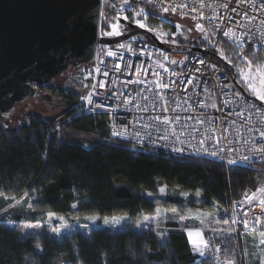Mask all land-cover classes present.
Returning a JSON list of instances; mask_svg holds the SVG:
<instances>
[{"label": "trees", "instance_id": "16d2710c", "mask_svg": "<svg viewBox=\"0 0 264 264\" xmlns=\"http://www.w3.org/2000/svg\"><path fill=\"white\" fill-rule=\"evenodd\" d=\"M122 8L128 7L115 0L103 2L101 30L110 32V18ZM130 10L145 14L151 23L161 21L164 13L142 4H134ZM168 23L164 26L172 32L180 30V34L176 38L156 37L169 49L210 44L207 37L192 44L189 29ZM144 40L152 43L147 37ZM217 44L218 50L207 51L206 56L225 68L245 92L235 65L242 59L264 61V52L250 45L236 51L223 41ZM230 61L234 66L228 64ZM60 84L53 94L61 102L56 116L21 114L11 127L12 118L0 114V193L15 199L34 195V212L52 213L66 220L126 216L130 223L117 232L99 227L56 237L45 230L24 235L18 218L13 220L17 225H8L1 216L0 264H212L191 247L176 223L167 224V233L160 238L153 228L137 229L135 221L153 215L158 207L183 210L182 202L173 205L168 200L149 198L162 187L199 196V202H189L188 211L229 210L232 200L264 181V164L226 168L218 161L115 141L109 137L107 116L85 115L78 106L82 95L67 81Z\"/></svg>", "mask_w": 264, "mask_h": 264}, {"label": "built area", "instance_id": "2783aa9c", "mask_svg": "<svg viewBox=\"0 0 264 264\" xmlns=\"http://www.w3.org/2000/svg\"><path fill=\"white\" fill-rule=\"evenodd\" d=\"M115 1L179 15L210 44L199 47L204 54L175 53L138 36L109 45L100 40L117 35H105L100 23L94 63L80 72L88 80L78 104L82 112L105 114L109 137L133 147L205 158L226 168L264 164V103L246 95L206 56L218 50V41L236 51L250 45L264 52V0ZM256 188L231 201L230 222L237 238L253 232L264 218L255 201L246 202L245 193ZM207 242L212 264H224V243L214 238Z\"/></svg>", "mask_w": 264, "mask_h": 264}, {"label": "water", "instance_id": "95a60500", "mask_svg": "<svg viewBox=\"0 0 264 264\" xmlns=\"http://www.w3.org/2000/svg\"><path fill=\"white\" fill-rule=\"evenodd\" d=\"M123 13L125 9L118 12ZM100 15V0H0V114L4 118L29 99H53L35 86H50L69 71L94 63ZM117 23L123 33L101 43L113 45L138 36L175 53H205L196 46L169 49L148 30L122 18Z\"/></svg>", "mask_w": 264, "mask_h": 264}, {"label": "rangeland", "instance_id": "374dc122", "mask_svg": "<svg viewBox=\"0 0 264 264\" xmlns=\"http://www.w3.org/2000/svg\"><path fill=\"white\" fill-rule=\"evenodd\" d=\"M127 11L130 12L129 15L126 14L128 21L131 20V22L134 23L133 21L140 20L142 23H145L148 27L156 29L155 32L149 31L155 36L157 35L159 37L165 38H176L180 34V30L172 32L170 27H165L164 24L169 22L171 25L182 24L184 25L185 29H189L190 31L188 30V40L192 44L198 43L200 39L202 40V38L199 37V34L194 30L191 23L179 15L164 12L161 21H158L157 23H151L147 21L145 14H140L135 11L132 12L130 8H127L125 10V12ZM117 16L118 15L115 14L113 16V19L110 18L112 24L117 23V20L114 19ZM134 25L136 24L134 23ZM143 29L147 30L146 28ZM161 30L166 33V35H158L159 31ZM111 31L112 28L110 26V32ZM242 60V62H239L237 65H235L236 74L239 79V85L243 87L245 89V92H247L250 96L256 98V96L251 91H249L242 82H240V76L237 70V66H243L246 64L247 61L245 59ZM228 64L234 66L233 61L228 62ZM223 69L225 70V68ZM73 72H75L76 75ZM80 72L81 70L78 72L71 70L66 73L63 77L55 80V82L57 81V83L64 84L67 81L68 83L72 84V86H74V89L79 94L83 96L87 89L88 80L83 79L84 75H82V73ZM85 75L88 76V71H86ZM66 76L67 78H65ZM261 102L264 103V101ZM60 111V100L55 99L49 103H45L42 100H29L23 104L17 105L13 115L10 117L12 119L9 120V125L11 127L15 126L16 119L21 114L26 115L29 113H37L45 118H49L56 116L60 113ZM149 198L161 202L168 200L173 205L175 202H182L180 208H182L183 210L178 211L175 208H171L164 212V216L162 212H159L157 217L161 221H159L158 223H149V220L145 219L146 216L139 217L134 223L137 229L147 227L153 228L155 231H157L160 238H164L168 230L166 224L175 222L179 227H181L184 232H186V235H188V230H193V235L191 236V238L189 237L191 241H196L198 243L200 242V240H198L200 239V237L195 234V230H199V232L203 236L204 241L207 242L209 238H214L215 240L223 242L225 246L226 259L233 258L235 259L236 264H260L261 257H264V245L260 244V240L264 239V236L261 235L262 233H264V218L258 223L254 230L255 232L253 231L254 233L245 232L237 238L235 233L232 231L229 210L215 209L214 211L210 212L204 211L200 208H196L193 211H188L189 202L200 201V197L197 195H187L184 192L178 190L167 189L165 187H162L159 189L157 195H150ZM35 200L36 196L34 195H30L29 197L23 196L19 199H12V197H8L6 195H0V204H3L4 206L0 208V217L4 216L6 224L8 225H17L16 222L14 224L13 220L18 218L20 220L18 222L21 223L19 224L20 228L24 235L32 232L37 233L41 230H45L56 237L65 235L66 233H69L73 230L88 232L90 229L99 227L117 232L121 231L130 223L129 218L126 216H114L103 220H100L96 216H89L81 219L70 218L67 220L63 218L61 219L60 217H56L54 215L50 217L49 213H36L33 211ZM158 209L163 211L162 207H158ZM173 209H175V211H172ZM105 220H107L108 223H105ZM115 221L119 222L115 223ZM53 229H59V232L53 231ZM204 253L205 254L203 256H200L208 258L206 249H204Z\"/></svg>", "mask_w": 264, "mask_h": 264}, {"label": "snow or ice", "instance_id": "6c2138e0", "mask_svg": "<svg viewBox=\"0 0 264 264\" xmlns=\"http://www.w3.org/2000/svg\"><path fill=\"white\" fill-rule=\"evenodd\" d=\"M123 2L126 3V0H123ZM151 3L152 0H149ZM169 9L165 8L164 11H168ZM172 11H175V8L172 9ZM114 19L119 21L121 17L117 16ZM123 19L127 20V17H123ZM138 27L140 28H146L148 31H156V29L148 27L145 23H142L140 20L133 21ZM199 28L200 25H197ZM112 31L106 32L105 35H121L122 33L118 30L119 29V23H113L111 25ZM158 35H166L162 30L159 31ZM225 35L227 36L228 33L226 32ZM123 47V45H121ZM113 53L109 52L108 55H112ZM237 70L240 76V82L244 84V86L251 91L257 99L264 101V61L256 62L254 60H247L246 64L243 66H237ZM162 87H167V85H162ZM212 155H215V153H212ZM247 159V158H245ZM229 163H235V161H229ZM163 191V190H161ZM0 195H4L3 193H0ZM246 202L252 203L255 201L262 213H264V186L257 187L254 192H252L251 195H249L247 192L245 193ZM14 199V197H12ZM75 207V205H73ZM172 211H175L173 209ZM53 214L49 213V216L51 217ZM247 215V213H245ZM62 219V218H61ZM94 219V218H93ZM147 219V217L145 218ZM119 221H115V223H118ZM259 222V220L257 221ZM105 223H108L107 220H105ZM246 228L248 227L247 221H245ZM53 231L59 232V229H53ZM195 234L200 237L199 245H197L195 242H193V246L197 248V250L200 252V254L203 256L204 249H206L209 245L208 242L203 240L202 234L199 232V230H195ZM188 235L191 238L193 235V230H188ZM264 236V233L261 234ZM260 244L264 245V239L260 240ZM37 248H39V244L36 245ZM224 264H236L235 259L229 258L224 261ZM260 264H264V257H261Z\"/></svg>", "mask_w": 264, "mask_h": 264}, {"label": "flooded vegetation", "instance_id": "af4514ba", "mask_svg": "<svg viewBox=\"0 0 264 264\" xmlns=\"http://www.w3.org/2000/svg\"><path fill=\"white\" fill-rule=\"evenodd\" d=\"M126 14H127V12H125V13H123L122 15H120V14H118L117 13V15L119 16V17H126ZM125 20V19H124ZM126 21H128V20H126ZM128 22H130V23H132L131 21H128ZM133 24V23H132ZM119 31L121 32V33H123V31H124V28L122 27V26H120V29H119ZM119 36V35H118ZM73 73H75V72H73ZM75 75H76V73H75ZM59 79V78H58ZM55 80H57V79H55ZM61 87V84L60 83H57V81L55 82H53L52 83V85H50V86H46V87H44V88H40V87H38V86H35V89L37 90V91H39L41 94H49V95H51L52 97H53V99L52 100H43V101H46V103H49V102H51V101H53V100H55L56 99V96H54L55 94H57L56 93V91L57 90H59V88ZM54 94V95H53ZM57 100V99H56ZM59 105V104H58ZM60 105H61V102H60ZM17 107V106H16ZM16 109V108H15Z\"/></svg>", "mask_w": 264, "mask_h": 264}, {"label": "crops", "instance_id": "0c3cea01", "mask_svg": "<svg viewBox=\"0 0 264 264\" xmlns=\"http://www.w3.org/2000/svg\"><path fill=\"white\" fill-rule=\"evenodd\" d=\"M165 211H166L165 209H163V211H161V210H159V209L157 208L156 211H155V213H154L153 215H151V216H146V217H147V220H149V223H150V222H151V223H158V222L161 221V220L157 217V215L159 214V212H162V214H163V216H164V215H165V213H164ZM162 214H161V215H162ZM174 223H175V222H174ZM166 225H167V224H166ZM254 232H255V231H254ZM254 232H253V233H254ZM185 234H186V232H185ZM247 235H249V234H247ZM186 236H187L188 242H189V244L191 245V247L197 250V248L193 246V242H194V241H191L188 235H186ZM198 240H200V239H198ZM195 243H196L197 245H199L198 242L195 241ZM197 251H198V250H197ZM255 263H256V262H255ZM256 264H257V263H256Z\"/></svg>", "mask_w": 264, "mask_h": 264}]
</instances>
